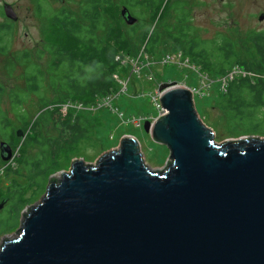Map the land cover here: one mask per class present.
I'll return each mask as SVG.
<instances>
[{
  "label": "water",
  "instance_id": "1",
  "mask_svg": "<svg viewBox=\"0 0 264 264\" xmlns=\"http://www.w3.org/2000/svg\"><path fill=\"white\" fill-rule=\"evenodd\" d=\"M159 101L167 112L143 129L166 165L152 169L131 135L94 164L74 159L0 243V264H264V138L216 143L188 87Z\"/></svg>",
  "mask_w": 264,
  "mask_h": 264
},
{
  "label": "rangeland",
  "instance_id": "2",
  "mask_svg": "<svg viewBox=\"0 0 264 264\" xmlns=\"http://www.w3.org/2000/svg\"><path fill=\"white\" fill-rule=\"evenodd\" d=\"M56 1V0H54ZM117 1V0H116ZM20 13L15 30L6 39L5 51V70L0 72V85L3 90L0 92V112L10 119L14 126L20 127L17 121V115L10 105L11 97L15 94H24V102L16 109L28 112L26 115L27 123L23 130L25 133L36 134L40 126L36 123L41 117L43 111L48 113L45 118L43 132L45 136H52L56 133L54 120L57 118L56 110L59 109L63 114L81 115L86 119L89 135L81 139L75 146L69 150L67 147L59 158L60 169H54L50 177H59L61 172L70 169L71 162L76 158H82L84 162L94 164L100 156L110 150L117 149L121 138L125 135L134 136L140 146V152L143 159L152 169H162L169 158V150L164 144L154 141L149 133L143 129V125H133L132 115H151L153 120L156 117L149 94L171 84H177L199 90L201 96L195 95L194 106L201 121L214 132L215 142L220 143L226 138L237 137L231 133L230 118L221 107L223 100V89L225 88V76L214 75L203 71L199 66L196 69L187 56L181 50L174 49L169 43L160 46V56L145 59L143 44L130 41L129 45L125 42H114L108 38L105 33L101 34L103 43L109 45L117 51V55L123 57L124 66L119 74H116V88L111 94V98L94 102L90 100L85 104L82 100L73 94H68L66 89L57 88L58 84H53V88L47 90L46 87H40L38 93L30 91L25 92L24 78L26 71L31 70V60H19V51L15 49L26 48L29 52L34 44L44 34L39 33L38 24L29 11L30 0H19ZM83 0H68L67 8L77 19L81 20V8ZM113 7L108 14L109 28L116 34L120 29L118 15L120 9ZM178 7H182L189 18L192 27L191 36L207 40L212 44H218L223 39H230L237 44L238 57L245 58L248 53L247 35L251 31L264 30V20H259L258 15L264 12V0H162L159 11L154 18L153 26L158 25L163 19L166 25H172ZM132 15L136 16L133 12ZM53 41L59 44H65L76 53L82 56V48L76 44V40L64 36L55 26ZM167 54L171 56L167 59ZM45 57V55H44ZM45 58L42 60V63ZM234 68L229 74H235L237 68ZM230 69V70H231ZM46 76L50 72H43L44 81L42 85L47 84ZM55 77V76H54ZM53 78V77H52ZM26 93V94H25ZM59 99L57 103L49 102L47 105H41V100ZM102 99V98H101ZM152 122V121H151ZM33 123L36 126V132L31 128ZM237 131H242V125L236 123ZM242 133V132H241ZM241 135V134H239ZM238 135V136H239ZM242 135L264 136L258 133L245 132ZM0 137L2 133L0 132ZM36 139V138H35ZM13 153L21 154L28 158L37 152L38 146L35 140L27 146L20 144V138L14 141ZM22 156V157H23ZM19 160L14 158L5 164L0 163V201L9 197L10 190L23 191V198H27L33 190L34 184H27V178L16 175ZM49 178H47L40 194L30 203L24 204L20 208L19 218L15 227L9 231V222L5 221L0 226V243L7 238L16 236L22 216L29 205L40 200L45 192ZM0 208V218L6 215V205Z\"/></svg>",
  "mask_w": 264,
  "mask_h": 264
},
{
  "label": "trees",
  "instance_id": "3",
  "mask_svg": "<svg viewBox=\"0 0 264 264\" xmlns=\"http://www.w3.org/2000/svg\"><path fill=\"white\" fill-rule=\"evenodd\" d=\"M161 1L83 0L80 21L69 12L64 28L83 49L82 56L69 51L66 63L58 72H54L60 88L67 86L68 94L80 98L85 104H89L90 100L96 102L98 98L101 100L111 96L116 88V74H119L125 62H122L124 58L117 55V51L103 43L102 33L114 42L122 41L126 45H129L130 41L142 43L143 52L149 58L159 57L160 46L169 43L174 49L181 50L196 67L199 66L203 71L214 75L226 76L232 71L235 63L237 72L232 74V79L227 80L221 103L222 109L230 118L231 133L234 136L245 132L264 136V30L251 31L247 35V56L239 58L237 44L230 39L225 38L215 45L191 36L192 27L182 7H178L172 25H166L162 19L158 25L153 26ZM120 6H126L131 14L133 12L136 15L137 20L129 25L119 14L120 29L118 32L116 30L115 34L109 28L108 14L110 9ZM58 60L61 61L60 58ZM19 95L21 94H15L16 97L12 99L17 102ZM59 101L55 99L51 102ZM47 104L44 103V106ZM56 113V133L45 136L43 127L48 113L42 112L36 122L40 126L37 128L35 140L38 150L28 158L23 156L17 170H14L16 175L27 178V184L24 186L34 184L36 189L27 198H23V191H9L6 215L0 218V226L5 221L10 225L3 232L15 227L20 208L41 193L54 169H60L58 161L66 148L70 150L89 135L83 116L66 115L59 109ZM2 117L0 112V118ZM236 123L242 125V133L237 131Z\"/></svg>",
  "mask_w": 264,
  "mask_h": 264
},
{
  "label": "flooded vegetation",
  "instance_id": "4",
  "mask_svg": "<svg viewBox=\"0 0 264 264\" xmlns=\"http://www.w3.org/2000/svg\"><path fill=\"white\" fill-rule=\"evenodd\" d=\"M30 3L31 4L28 6L29 11L33 13L36 23L38 24L39 33L44 34V37H40L38 41H34L30 52L26 48L21 47L15 49V51H19V60H31L32 64L31 70L26 71L27 74L24 78L25 92L30 91L38 93L41 86L46 87L47 90L53 88V84H58L57 88L60 87L59 82L55 80L54 72H58L62 65L66 63V60L69 58L67 53L71 51V49L65 47V44H59L53 41V29L56 26L64 36L71 37L64 28V26L67 25L70 10L67 8L68 0H30ZM19 13V0H0V72H4L5 70L6 39L14 32L19 19ZM76 44L80 45L77 41ZM80 47L83 49V46L80 45ZM44 58L45 61L42 63ZM58 58H60L61 61H59ZM43 72H50V76H46L47 84L45 85H42L44 81ZM63 88L67 89V86ZM2 90L3 87L0 85V92ZM15 97L16 96L13 95L9 102L14 112L19 114L16 119L20 122V127L14 126L13 122L8 119L6 115L0 118V132L2 133V137H0V163L2 162L5 165L14 158L19 161L22 159L23 155L20 153L17 155L13 153V146L16 138H20V144L22 146H27V144L36 140V134L32 136V134L25 133L22 128L27 123L26 115H29L26 109L24 111L15 110L24 102L25 96L24 94L19 95L17 97L19 99L17 102L12 99ZM51 101L52 100L49 101L48 99L41 100V105ZM0 108H2L1 105ZM31 128L32 131L34 130L36 132L34 123L31 125ZM1 145L4 149L2 151ZM6 156H9V158L4 159ZM7 199L9 201L8 197ZM4 206L5 205H3V208Z\"/></svg>",
  "mask_w": 264,
  "mask_h": 264
},
{
  "label": "built area",
  "instance_id": "5",
  "mask_svg": "<svg viewBox=\"0 0 264 264\" xmlns=\"http://www.w3.org/2000/svg\"><path fill=\"white\" fill-rule=\"evenodd\" d=\"M145 55V59H149L148 55L147 54H144ZM118 58V56H117ZM171 56H169V54H167V59H170ZM188 62V59L186 60ZM122 62L124 63V60H122ZM194 69H196L197 67L195 65H192ZM232 75V74H231ZM177 85V84H176ZM161 89L163 88H160L156 91H154L153 93L149 94V99L151 100L152 104H153V108H154V114H156V117L153 119V120H150V116L151 115H132L131 116V122L133 125H136V126H139V125H143V123L147 120V121H154L157 117H160L162 115H164L167 111L164 107H162L160 101H159V97H160V94H161ZM192 93H193V97L195 95H199L201 96V92L199 90H195V89H192V88H189ZM111 98L110 97H104L103 99H109ZM101 99V100H103Z\"/></svg>",
  "mask_w": 264,
  "mask_h": 264
},
{
  "label": "bare ground",
  "instance_id": "6",
  "mask_svg": "<svg viewBox=\"0 0 264 264\" xmlns=\"http://www.w3.org/2000/svg\"><path fill=\"white\" fill-rule=\"evenodd\" d=\"M225 77L227 78V80L232 79V75L231 74H227ZM227 80H225V82H224V86L225 87H226V84H227Z\"/></svg>",
  "mask_w": 264,
  "mask_h": 264
}]
</instances>
